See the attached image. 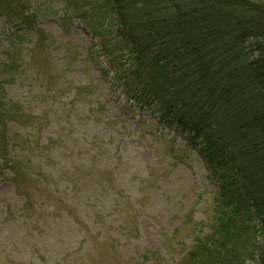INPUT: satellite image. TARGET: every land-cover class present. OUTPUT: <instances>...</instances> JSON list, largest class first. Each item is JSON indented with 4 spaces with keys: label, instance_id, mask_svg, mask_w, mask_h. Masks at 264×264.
I'll return each instance as SVG.
<instances>
[{
    "label": "trees",
    "instance_id": "trees-1",
    "mask_svg": "<svg viewBox=\"0 0 264 264\" xmlns=\"http://www.w3.org/2000/svg\"><path fill=\"white\" fill-rule=\"evenodd\" d=\"M63 2L61 25L84 22L88 60L121 100L120 114L146 113L158 132L174 130L169 141L181 136L217 187L209 233L177 264H264V0ZM32 5L0 0V189L9 185L23 199L19 210L33 208L23 190L27 182L54 200L43 208L54 218L42 223L46 249L61 242L55 223L66 225L81 247L87 241L82 227L101 234L107 224L115 228L112 242H127L134 235L126 218L112 217L132 204L127 218L136 221L146 184L124 177L132 152L121 145L128 137L115 141L118 120L103 121L104 104L73 113L75 102L93 105L88 98L96 89L35 92L46 105L35 116L8 95L28 71V56L46 48ZM162 138L155 143L166 150ZM176 153L173 163L181 160ZM116 162L122 168L113 178ZM115 251L123 257L119 247Z\"/></svg>",
    "mask_w": 264,
    "mask_h": 264
},
{
    "label": "rangeland",
    "instance_id": "rangeland-1",
    "mask_svg": "<svg viewBox=\"0 0 264 264\" xmlns=\"http://www.w3.org/2000/svg\"><path fill=\"white\" fill-rule=\"evenodd\" d=\"M32 4L39 16L37 28L47 34L44 42L46 48L40 51L35 49L28 56L25 68L28 71L16 85L8 88L9 97L26 102L27 110L35 116L46 107L43 97L35 95V92L53 87L61 92L66 88L89 85L93 87L92 90L96 89L95 94L88 98L93 105L75 102L72 104L75 107L73 113L82 108H95L99 102L108 110L107 118L103 120L105 123H109L108 118L117 117L118 125L113 131L115 141H120L121 135H126L128 140L121 147L132 152L123 175L132 182L136 180L146 184L145 200L139 212L135 211L138 215L136 221L127 218L126 211L133 212L132 204L126 211L118 210L112 217L114 221L118 218L125 221L126 218L128 228L134 235L127 242H112L115 228L107 224L101 234L97 229L82 227L87 241L81 247L66 225L55 223L51 226L56 228V235L62 237L61 242L56 246L50 244L46 249L42 223L54 218L43 208L54 203V200L48 197L47 192H39L27 182L23 190L29 193L33 208L19 210L23 199L13 194L11 187L6 185L0 189V264L179 263L195 239L209 233L211 225L212 203L218 190L210 179L204 161L197 152L184 148L188 145L181 136L177 142H171L166 137L170 129L160 133L158 128L151 127L156 125L153 116L145 113L133 118L120 114L121 100L110 90L108 80L101 79L99 69L88 60L90 41L84 22L72 18L65 23L66 28L61 25L60 15L65 8L63 0H32ZM70 11L66 9L68 15ZM35 39L36 36L28 39L29 50ZM68 95L65 93L62 104L67 103ZM170 131L175 133L174 130ZM43 133L46 136L45 130ZM161 134L162 139L166 140V150H161L155 143ZM175 148L177 157L181 159L177 163L172 162L171 156ZM117 164L113 178L122 168ZM146 170L150 173L149 177H142L141 173ZM106 185L112 187L111 183ZM118 247L123 257L115 251ZM150 254L155 255L152 257Z\"/></svg>",
    "mask_w": 264,
    "mask_h": 264
}]
</instances>
